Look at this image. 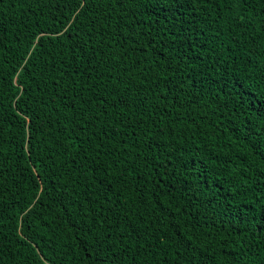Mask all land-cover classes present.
I'll list each match as a JSON object with an SVG mask.
<instances>
[{
    "label": "trees",
    "instance_id": "1",
    "mask_svg": "<svg viewBox=\"0 0 264 264\" xmlns=\"http://www.w3.org/2000/svg\"><path fill=\"white\" fill-rule=\"evenodd\" d=\"M0 264H264V0H0Z\"/></svg>",
    "mask_w": 264,
    "mask_h": 264
}]
</instances>
